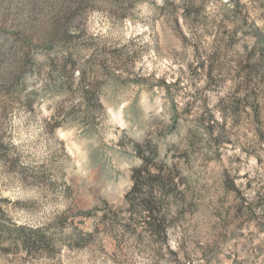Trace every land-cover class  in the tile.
I'll return each mask as SVG.
<instances>
[{"label": "clouds", "instance_id": "obj_1", "mask_svg": "<svg viewBox=\"0 0 264 264\" xmlns=\"http://www.w3.org/2000/svg\"><path fill=\"white\" fill-rule=\"evenodd\" d=\"M35 2L42 13L40 16L28 22L24 31L0 35V114L7 107L10 119L6 129L8 135L0 132V139L24 156L33 137L22 131L24 125L18 114L26 113L33 119L43 114L45 120L51 122L55 118L57 121L47 127L54 145L47 160L41 162L38 169L27 165L17 168L14 164L13 169L20 175L11 187L0 179V205H3L0 207V225L13 231L21 230L19 238L23 247L20 255L27 257L29 264H35L29 253L39 252L47 254L50 264H69V261L72 264H99L100 260L112 264L111 259L99 256L98 252L94 255L99 259L94 261L90 250L103 243L109 245L111 255L116 243L112 236L119 238L121 234L113 231L112 226L117 217L127 220L129 201L135 202L141 192L145 196L156 195L155 191H148L150 184L153 189L160 190L158 210L159 204L169 203L177 208H187L194 200L201 211L195 217L186 213L187 223L183 222L185 217L177 216L176 224L182 227L178 230L177 242L164 247L163 260L147 247L125 248L123 256L117 253L115 257L118 264H137L139 261L174 264L169 247L179 252L180 242H191L194 232L200 234L201 245L210 244L212 240L207 235L210 225L206 228L204 222L218 224L212 213L239 203L235 193L241 185L236 183L237 180L241 181L244 192L251 191L254 196L259 193L254 201L244 192H240V198L251 204L257 213L264 208L261 202L264 200V142L256 134L258 127L264 131V84L256 75L261 69L253 71L251 87L244 73L237 78L240 73L237 64L244 56L243 46L247 44L251 50L258 40H264V0H147L145 6L154 5L153 15L144 18L135 34L149 45L158 37L163 54L162 58H156L155 53L150 52L134 72L148 77L155 69L159 80L167 71L170 74L165 77L167 85H175L177 80L181 82L170 95L163 87L151 91L148 88L141 91L143 85L136 88L141 96L155 93L152 98L158 103V109L152 114H145L138 103L133 104V97H122L118 88L105 92L100 73L93 72L99 59L93 40L109 37L112 32L114 18L108 16L106 0ZM101 4L103 8L98 7ZM90 10H99L104 16L103 25H98L92 32L81 20ZM77 20L81 22L76 24ZM173 20L179 22L175 35ZM203 29L211 32V36L204 37L208 52L201 53L197 59L196 50L188 46L178 49L182 57L175 60L171 52L179 32L194 42L197 35H204ZM225 30L229 34L236 30L239 43L230 51L221 47V55L211 61L214 43ZM245 32L249 34L245 35ZM166 40L171 42V47L165 45ZM57 45L62 46V50H58ZM85 49L89 50L87 55H83ZM34 52L44 56L51 52L53 55L45 65L33 57ZM107 54L122 55L115 50ZM150 58L154 63H149ZM201 61L203 68L199 67ZM210 62L223 72L221 77L220 71L213 70L215 83L208 78ZM190 65L195 73L190 70ZM145 67L147 71L141 73L140 69ZM49 68L55 75L49 74L44 82L41 76ZM81 109L86 111L81 112ZM116 113H120L119 122L113 121ZM62 128L72 130L73 147H69V142L62 137L57 138ZM170 137L173 138L171 141ZM228 139L232 143L225 144L217 160L214 154L218 144L214 141L223 143ZM157 146L167 154L169 168L171 164L179 165V176L173 172L167 187L148 178V172L159 175L149 163L156 158ZM149 152L153 153L152 157ZM182 154H186L188 164L180 158ZM7 156L8 149L0 148V159H7ZM206 157L211 158V163ZM159 158L163 159V155ZM189 167L192 171H188ZM121 178L125 180L123 195L110 201L109 188L118 184ZM84 190L91 197L88 202L79 198ZM223 196L227 197L228 203L222 208L219 200ZM42 205L47 206L45 211H37ZM13 206L30 209L33 214L15 213ZM254 231L257 230L245 228V236ZM260 238L264 239V235ZM5 239L0 238V245ZM254 243L258 244L260 240H254Z\"/></svg>", "mask_w": 264, "mask_h": 264}, {"label": "rangeland", "instance_id": "obj_2", "mask_svg": "<svg viewBox=\"0 0 264 264\" xmlns=\"http://www.w3.org/2000/svg\"><path fill=\"white\" fill-rule=\"evenodd\" d=\"M108 7V16L112 19V32L109 37H95L93 43L96 45L97 52L99 53V59L97 65L105 64L103 66V75L99 76V79L104 84V91L110 92L114 88L119 89V94L122 97H133V104H139L145 114H152L158 109V103L153 100L152 95L141 96L140 92L136 91V88L143 85L141 91L144 88H148L149 91L152 89L164 88V91L169 95L180 85V81L177 80L175 85H167L165 82V77L170 75L165 71L164 76H161L159 80L156 79L158 75V70H153L151 76L144 77L134 72L136 66L142 62L144 56H149L150 52L155 53L156 58H162L163 49L159 42V38L154 39L153 44L143 43L141 36L136 35L135 31L139 30L140 25L143 23L144 18L153 15L151 9L154 5H148L147 0H106ZM75 7V5H73ZM99 8H103L104 5H98ZM42 13L39 9L38 4L35 0H0V35L3 33H17L19 31L25 30V25L30 22L34 17L40 16ZM87 24V29L92 32L97 26H102L104 23V16L99 10H90L83 17H81ZM81 20L75 21L79 24ZM129 21L131 22V28H129ZM175 24V30H179V22L173 20ZM244 27L247 28V21L244 22ZM204 35H197L194 42L189 41L188 37L184 36L183 32L180 31L179 35L174 41L175 47L172 48L171 54L175 60H180L182 53L178 50L181 48H187L188 46L193 47L196 50L197 59H200L201 53H207L208 49L204 46L206 41L205 36H211V32L207 29H203ZM245 32V35H248ZM147 35V34H145ZM226 38V39H225ZM239 43L236 37V30L229 34L226 30L223 32V36H218V40L214 43L215 51L212 52L211 61H214L218 56L221 55V47L225 51H230L233 45ZM167 47H171V42L165 41ZM244 56L239 60L237 67L240 69V73H237V78L241 73L245 74V79L247 84L251 87L254 83L252 73L257 68L261 71L257 72L256 75L259 77V82L264 84V40H258L255 45L252 46L251 50L249 46L245 44ZM58 50H62V46L57 45ZM113 50L122 53L119 56H111L107 53ZM88 49L83 50V55H87ZM259 53V56L256 54ZM53 53H48V56L42 55L40 52H34L33 57L38 60L41 64H49V58ZM149 63H154L150 58ZM203 62L201 61L199 67L203 68ZM190 70L195 73V69L189 66ZM216 69L220 71L221 77L223 76L222 70L218 69L216 64L210 62L208 64V78L212 83L213 80L212 72ZM147 71V67L141 68L140 72L144 73ZM117 73H123V75H117ZM49 74L55 75L51 68L45 71L41 79L47 82ZM174 78V77H173ZM121 82H124L123 85ZM151 82V83H150ZM211 86V85H210ZM255 95V89L252 92ZM63 99V98H60ZM75 99V96H73ZM212 98H209L211 102ZM255 111V109H254ZM8 113V108H4V112L0 114V132L4 136L8 133L6 129L9 127L10 119ZM18 119L24 125L22 131L33 137V139L28 144V152L24 156L15 152L11 144L5 145L3 140L0 139V148L8 149L7 159H0V179L4 180L7 186L11 187L15 184L20 173L13 169V165L16 164L17 168L22 165H27L28 167L37 168L41 165V162L47 160L51 152L53 151V141L47 134V127L51 124H55L57 121L54 118L51 122L45 120L43 114L39 118L33 119L27 116L26 113L18 114ZM114 122L120 121V113H116L113 116ZM257 136L260 137L261 142H264V131L261 128L256 129ZM191 135V133H190ZM245 134V138H246ZM63 138V140L69 142V147H73L72 138L73 132L69 128H62L57 134V138ZM173 138H169L171 141ZM218 144L217 152L214 154L216 159L219 160L222 155L221 149L225 144H231L230 139L221 143L219 140L214 141ZM193 147L192 144L189 145ZM157 161L159 162V167H162V177L167 179L169 182L175 172L176 176H179V165L171 164L169 168L168 156L165 152L161 150L159 146L156 148ZM211 151V148L209 149ZM149 157L153 156L152 152L148 153ZM163 155V159L159 157ZM186 154L181 155V159L185 160L188 164L189 161L185 159ZM208 163H211V158L206 157ZM236 162L240 163L239 158H236ZM45 167H49L44 164ZM156 168V166H151ZM159 173L158 169L156 168ZM167 170V171H165ZM188 171H192L189 167ZM152 175V173L150 172ZM151 177L148 174V178ZM170 178V179H168ZM67 179V178H66ZM152 182L154 180L150 178ZM184 181L182 180L181 183ZM198 182V181H197ZM237 184H240V190L235 193L239 203H233L230 207L224 211H214L212 213L216 220L219 221L218 224H210V221L204 222L206 228L210 225V231L207 233L208 237L212 240L210 244L201 245L199 240L201 236L198 232H194L191 242L189 240H183L180 242L179 252L172 251L169 247V255L172 257L174 264H264V239H261V235H264V208H261L259 213L252 210L251 204H246V201L240 198V192H244L243 185L241 181L237 180ZM151 185V184H150ZM251 187V185H249ZM125 190V180L121 178L120 182L116 185L110 186L108 192V199L110 201L117 200ZM156 190L157 197L159 196V189ZM227 191V188H225ZM142 194H144L142 192ZM244 195L248 197L249 200H256L259 193L255 196L251 191L244 192ZM140 197V196H139ZM139 197L135 202L129 201L131 207H129L128 212L130 215L127 220H121L117 217V222L112 226L113 231L120 232L119 238L112 236V240H115V250L111 251L109 256V245L101 244L98 248L93 246L90 250V254H93V260H98L99 257L95 256L94 253L98 252L99 256L108 257L112 260V264H118L117 253L121 256L124 255V249L127 248L132 250L133 248L141 249L147 247L149 251L155 253L160 257L161 260L164 259L163 250L165 246H170L172 243L177 242L178 230L182 227L180 224H176L177 216L185 217V214H189L195 217L197 213L201 211L200 207L197 206L195 201L188 203L187 208H177L175 205L169 203L167 205H160V210L157 213L159 222L157 223L159 228H154L155 218L151 216L147 211L142 208V202ZM80 199L84 202H88L91 197L89 193L84 190L80 193ZM127 200V196L125 197ZM264 203V200L261 201ZM219 203L223 208L224 205L228 203L227 197L223 196L220 198ZM3 207V205H0ZM46 205H42L37 211H45ZM50 210V209H48ZM13 212L19 214H33L32 210L23 207L13 206ZM145 213H147L145 215ZM123 215V212L121 213ZM161 217H165V221H162ZM184 223H187L186 217L184 218ZM8 223H11L8 221ZM91 224L92 222L89 221ZM247 227L255 228L257 231L249 232L245 236L244 229ZM10 232L9 228H5L0 225L1 231ZM186 232V230H185ZM0 238H6L3 245H0V261L3 264H29L27 257H22L20 255L21 246L17 243L14 244L16 236H10L9 234H0ZM254 240H260V243L255 244ZM195 244V247H192ZM139 254V253H138ZM32 256V260L35 264H50L49 260L46 258L47 254L45 252H39L35 255L29 253ZM69 264H72L69 261ZM99 264H107V260H100ZM137 264H149L147 261H139Z\"/></svg>", "mask_w": 264, "mask_h": 264}, {"label": "trees", "instance_id": "obj_3", "mask_svg": "<svg viewBox=\"0 0 264 264\" xmlns=\"http://www.w3.org/2000/svg\"><path fill=\"white\" fill-rule=\"evenodd\" d=\"M103 66H105V64H103ZM103 66L100 64L94 66L93 68V72L96 73H100V76L103 75L102 71H103ZM86 111V109H81V112H84ZM156 156H157V153H156ZM150 165L152 166H156V168L158 169L159 171V175H156V176H153L150 174V172H148L149 178H152L154 180V183H159L160 185L164 186V187H167V179L163 178L162 177V167H159V162L157 161V158L155 159H151L149 161ZM170 179V178H168ZM158 189V188H157ZM135 191V189L133 190ZM148 191L151 193L153 191H155L156 193V190L153 189L152 185H149V188H148ZM160 191V190H159ZM157 194V193H156ZM131 195V194H129ZM139 199L140 201L142 202V208L147 211L151 216H153L155 218V223H153L155 226L154 228H159L160 225H158L157 223L159 222V219L158 218V215L157 213L159 212L160 210V205L162 204H159V210H158V202H157V195H149V196H145L144 194H142V192L140 193L139 195ZM128 199V197H127ZM162 218V221H165V217H161ZM14 228V226H13ZM9 231L10 232H5L4 230L0 232V234H9L10 236H13L15 235L16 236V240L14 241V244H19L21 246V248L23 247V244H22V241L20 240L19 238V232L21 231L20 229H15V231H13L11 228H9Z\"/></svg>", "mask_w": 264, "mask_h": 264}]
</instances>
